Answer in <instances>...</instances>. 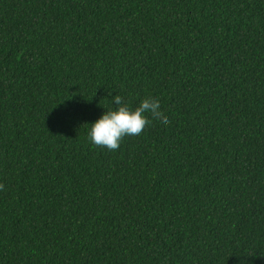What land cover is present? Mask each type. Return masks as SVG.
<instances>
[{
  "label": "trees",
  "instance_id": "obj_1",
  "mask_svg": "<svg viewBox=\"0 0 264 264\" xmlns=\"http://www.w3.org/2000/svg\"><path fill=\"white\" fill-rule=\"evenodd\" d=\"M0 264H264V0H0Z\"/></svg>",
  "mask_w": 264,
  "mask_h": 264
},
{
  "label": "clouds",
  "instance_id": "obj_2",
  "mask_svg": "<svg viewBox=\"0 0 264 264\" xmlns=\"http://www.w3.org/2000/svg\"><path fill=\"white\" fill-rule=\"evenodd\" d=\"M110 107L89 123L87 138L96 146L113 151L119 148L125 136H138L151 121L165 127L169 121L163 117L158 100L142 99L135 107L126 104L120 95L111 98Z\"/></svg>",
  "mask_w": 264,
  "mask_h": 264
}]
</instances>
